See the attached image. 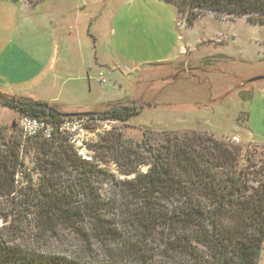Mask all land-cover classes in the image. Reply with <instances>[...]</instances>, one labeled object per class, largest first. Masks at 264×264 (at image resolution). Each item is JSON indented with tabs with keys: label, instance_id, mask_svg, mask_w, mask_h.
<instances>
[{
	"label": "trees",
	"instance_id": "obj_1",
	"mask_svg": "<svg viewBox=\"0 0 264 264\" xmlns=\"http://www.w3.org/2000/svg\"><path fill=\"white\" fill-rule=\"evenodd\" d=\"M163 1L188 26L206 14L264 25V0ZM0 105L56 127L50 138H26L15 121L10 135L0 125V264H259L264 144L193 129L145 128L140 140L115 130L88 145V160L59 132L68 113L58 104L0 92ZM142 109L118 102L74 114L127 123ZM30 144L38 181L24 168Z\"/></svg>",
	"mask_w": 264,
	"mask_h": 264
},
{
	"label": "rangeland",
	"instance_id": "obj_2",
	"mask_svg": "<svg viewBox=\"0 0 264 264\" xmlns=\"http://www.w3.org/2000/svg\"><path fill=\"white\" fill-rule=\"evenodd\" d=\"M125 1L114 0L121 6ZM122 7L123 37L128 50H138L139 39L161 43L165 47L158 55L166 54L168 49L170 62L153 70L146 65L139 67L140 62L123 63L121 68L102 67L77 88V101L71 102L83 103L96 111L118 102L143 106L141 113L127 123L84 118L80 136L83 143L75 146L78 153L92 160L94 152L88 145L97 142L100 135L117 130L125 138L140 140L145 128L207 131L261 150L264 78L250 80L264 76V25L252 24L244 17L219 19L206 14L188 26L175 5L161 0H139L133 5V16L126 11L127 3ZM20 116L0 107V125H7L9 135ZM14 133L24 136L18 124ZM28 146V151L22 152L24 168L31 170L34 181H38L33 171L36 152L31 144ZM105 167L118 174L114 164ZM24 168L18 176L21 186L27 181ZM259 264H264V245Z\"/></svg>",
	"mask_w": 264,
	"mask_h": 264
},
{
	"label": "crops",
	"instance_id": "obj_3",
	"mask_svg": "<svg viewBox=\"0 0 264 264\" xmlns=\"http://www.w3.org/2000/svg\"><path fill=\"white\" fill-rule=\"evenodd\" d=\"M136 2L122 4L131 16ZM122 6L114 0H0V92L58 104L65 113L95 112L71 101L100 68L140 62L153 70L170 62L168 49L158 55L161 43L139 39L138 50H128Z\"/></svg>",
	"mask_w": 264,
	"mask_h": 264
},
{
	"label": "built area",
	"instance_id": "obj_4",
	"mask_svg": "<svg viewBox=\"0 0 264 264\" xmlns=\"http://www.w3.org/2000/svg\"><path fill=\"white\" fill-rule=\"evenodd\" d=\"M102 76V74H100ZM101 82L105 83L104 79ZM18 126L24 133L25 137L35 138L43 136L50 138L52 136L53 130L56 129L55 126L46 123L42 119L29 117L26 115H21L18 120ZM85 120L80 117L67 118L58 127L59 132L66 136L70 143L75 146L81 145L83 143L81 133L84 132Z\"/></svg>",
	"mask_w": 264,
	"mask_h": 264
},
{
	"label": "water",
	"instance_id": "obj_5",
	"mask_svg": "<svg viewBox=\"0 0 264 264\" xmlns=\"http://www.w3.org/2000/svg\"><path fill=\"white\" fill-rule=\"evenodd\" d=\"M263 78H264V76H259V77L252 78L250 81L253 82V81H257L259 79H263ZM66 116H67V118H73V117H76L77 115L74 113H68Z\"/></svg>",
	"mask_w": 264,
	"mask_h": 264
}]
</instances>
